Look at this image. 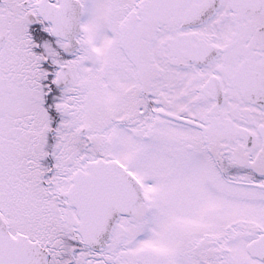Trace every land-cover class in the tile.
<instances>
[{
    "label": "snow or ice",
    "instance_id": "snow-or-ice-1",
    "mask_svg": "<svg viewBox=\"0 0 264 264\" xmlns=\"http://www.w3.org/2000/svg\"><path fill=\"white\" fill-rule=\"evenodd\" d=\"M0 264H264V0H0Z\"/></svg>",
    "mask_w": 264,
    "mask_h": 264
}]
</instances>
